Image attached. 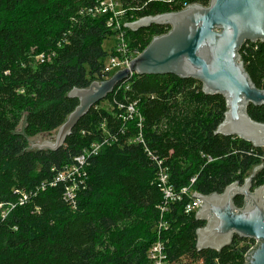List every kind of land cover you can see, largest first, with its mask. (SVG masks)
Segmentation results:
<instances>
[{"label": "trees", "instance_id": "16d2710c", "mask_svg": "<svg viewBox=\"0 0 264 264\" xmlns=\"http://www.w3.org/2000/svg\"><path fill=\"white\" fill-rule=\"evenodd\" d=\"M94 1L0 0V204L8 213L0 218V264H153L148 253L160 222L168 226L160 235L167 264H245L251 240L235 237L221 252L198 251L196 233L205 223L186 207L195 193L242 185L264 153L215 134L226 101L205 95L198 81L133 75L78 122L62 148H29L31 139L58 130L79 106L68 97L72 90L109 78L103 43L113 34L105 17L81 14ZM120 1L124 23L208 4ZM168 31L152 26L127 35L142 52ZM240 56L264 90V43H247ZM129 105L141 115L142 129L137 119L123 120ZM248 115L264 124V106H249ZM22 116L25 128L18 132ZM161 170L181 196L163 215ZM254 186H264V168ZM235 204L242 208L243 199Z\"/></svg>", "mask_w": 264, "mask_h": 264}, {"label": "water", "instance_id": "95a60500", "mask_svg": "<svg viewBox=\"0 0 264 264\" xmlns=\"http://www.w3.org/2000/svg\"><path fill=\"white\" fill-rule=\"evenodd\" d=\"M206 1L207 6L192 4L178 12L127 23L125 29L133 33L152 26L168 27L169 31L154 37L129 68L105 81H95L87 89L72 90L68 97L77 99L79 106L55 138L33 145L31 150L55 152L62 148L78 122L133 75L198 81L205 95L222 96L226 101L227 112L215 134L264 149V124L248 115L249 106H264V90L254 85L240 56L247 43H264V0ZM263 168L264 159L242 185L235 182L222 194L193 195L201 202L196 221L205 223L196 233L198 251L221 252L238 237L255 242L245 264H264V186L254 188L256 175ZM238 198L243 199L242 208L235 204Z\"/></svg>", "mask_w": 264, "mask_h": 264}, {"label": "built area", "instance_id": "2783aa9c", "mask_svg": "<svg viewBox=\"0 0 264 264\" xmlns=\"http://www.w3.org/2000/svg\"><path fill=\"white\" fill-rule=\"evenodd\" d=\"M86 14L91 18H106L107 28L111 30L113 37H115L116 43L112 50L109 52L110 62L105 64V73L111 78L117 72L129 68L130 62L135 59L141 52L139 47L130 45V38L127 35V29H125L124 19L127 11L123 8L120 0H95L94 5L88 7L81 14ZM108 78V79H109ZM138 120V127L142 129L141 115L136 109L135 105H129L127 107V114L123 117L124 121ZM98 148L92 151V154H96ZM82 163L84 157L77 160ZM161 163H159L160 165ZM63 179V177H61ZM192 184L195 182L193 179ZM159 188L163 193L164 204L160 207L162 215L168 209V205L176 201L181 200V196L175 193L174 188L169 184L168 174L161 170L159 175ZM187 189H183L180 195L186 194ZM68 200H73V191L68 192ZM201 207L199 200L193 199L192 202L186 207V213H196ZM3 205L0 204V218L5 219L8 213H3ZM168 230V226L164 222H160L157 227L158 241L154 243L149 250L148 256L153 264H167L168 255L166 254V244L160 240V235L163 231Z\"/></svg>", "mask_w": 264, "mask_h": 264}, {"label": "rangeland", "instance_id": "374dc122", "mask_svg": "<svg viewBox=\"0 0 264 264\" xmlns=\"http://www.w3.org/2000/svg\"><path fill=\"white\" fill-rule=\"evenodd\" d=\"M115 43H116V40H115V37H111L110 39L106 40L104 43H103V49L106 51V52H110L112 50V48L115 46ZM107 63L110 62V57L107 58L106 60ZM102 106L105 107V108H108V104L107 103H102ZM25 128V116H22L20 122H19V125H18V132H23ZM57 133H58V130L54 131L53 133L51 134H47V135H40L34 139H31L30 140V144H29V148H32L33 145H41L42 143H44L45 141L49 140L50 138H55L57 136ZM263 153H264V149H262ZM264 158V157H263ZM252 173V171L250 172V174ZM254 188H257L254 186ZM5 213V211L3 212ZM254 242V241H253ZM249 247L253 248L254 245L251 244V243H248Z\"/></svg>", "mask_w": 264, "mask_h": 264}]
</instances>
